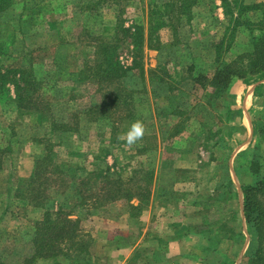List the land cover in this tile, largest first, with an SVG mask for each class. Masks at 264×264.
Masks as SVG:
<instances>
[{
  "label": "rangeland",
  "instance_id": "rangeland-1",
  "mask_svg": "<svg viewBox=\"0 0 264 264\" xmlns=\"http://www.w3.org/2000/svg\"><path fill=\"white\" fill-rule=\"evenodd\" d=\"M162 1L167 0H13L10 7L0 9L1 70L24 67L35 78L29 91L34 97L31 108L0 102V264H218L224 254L231 260L233 251L239 252L231 264L242 263L250 234L249 241L240 236L242 223L228 208L234 200L227 198L231 192L227 166L220 163L212 171L209 166L218 153L210 143L221 126L217 116L221 98L189 79L172 84L171 90L157 76L148 77L146 70L144 90L138 85L144 92L142 99L132 111L139 113L145 131L140 140L128 145L120 137L137 121L127 118L125 106L106 109L117 110L113 111L116 128L111 126L112 120L103 124L91 114L100 105L103 91L113 90L114 85L104 82L98 94L94 83L79 81L77 72L69 73L91 59L97 39H113L117 26L128 29L129 36L123 37L118 30L115 59L123 69L132 66L135 45L131 35L137 23L144 27V69L164 65L172 73L178 65L174 53L181 57L184 52H175L179 40L172 30L161 26L152 36L159 49L147 46L154 4ZM215 2L214 17H221V1ZM205 3L196 5L191 23L179 26V38L190 42V50L192 40L214 34L211 25L216 18L212 21L207 12L213 3ZM172 59L175 63L170 65ZM183 61L190 63L189 58ZM6 77V94L14 96L11 79H18L19 74L9 71ZM55 119L63 124L62 129L72 128L54 130ZM262 145L250 154L264 173V141ZM38 155L49 164L42 168L41 182L33 185L32 197L36 190L38 196L31 202L27 188ZM57 168L67 182L72 176L80 179L92 173L101 179L109 176L114 181L109 191L116 193L119 187L122 197L106 201L111 194L101 189L99 179L90 189L84 188L85 201L64 196L61 189L70 194L75 190L70 185L59 188ZM46 178L50 183L42 184ZM217 184L220 198L215 196ZM40 202L54 209L60 203L75 209L72 217L80 218L81 238L89 243L88 252L69 251L68 255L57 253L29 261L34 254L36 224L45 216ZM168 204L174 213L167 210ZM219 225L223 228L213 231ZM206 226L213 230L205 234L193 230Z\"/></svg>",
  "mask_w": 264,
  "mask_h": 264
},
{
  "label": "trees",
  "instance_id": "trees-1",
  "mask_svg": "<svg viewBox=\"0 0 264 264\" xmlns=\"http://www.w3.org/2000/svg\"><path fill=\"white\" fill-rule=\"evenodd\" d=\"M211 1L213 3L212 9L211 7L207 8V12H211V16L209 17L213 21V19L216 18L213 14L215 12V4L214 0ZM220 1L226 17L225 21L219 22L216 18L215 23L213 22V25H211V27L214 28L213 36L211 35L205 40L197 39L195 42L191 41L194 46L208 44L211 50L214 51L213 54L215 58L211 65V73H208L207 69H205L203 65L205 61L202 56L198 57L199 55H192L193 52L189 48L190 42H182L179 38L180 24L181 27H183L185 22L188 24L191 23V19L193 15H195L194 12H196V5L204 3L205 0H167L166 2L162 1L159 4H154L156 7L153 8L152 17L150 18L148 26L149 35L147 38V46L158 50L160 44L158 41H153L152 36L153 34L155 35V32L161 26L169 27L176 39L179 40V42L175 41L177 42L174 44L177 49L175 52L177 53L179 49H183L184 52L181 57H179V54L174 53V59L177 60L179 65L178 69L174 68L173 72L170 73L166 66L157 65L155 68L147 70L148 77L149 75L157 76L158 82L162 86L167 85L171 90L175 86L172 84L181 83L183 80L189 79L193 81L194 85H201L205 89L211 88L212 91L210 95L218 99L231 91L235 80L248 82L254 76H256L254 80H257V78H261L264 75V1L250 3H245L244 0ZM12 2L13 0H0V9H7ZM207 2L208 0H206V3ZM118 30L122 33L123 37L129 36L128 29L120 26L115 27L113 39H97L96 45L92 46V54L90 53L91 59L83 61L81 66H78V68L73 67L69 71L70 74L77 72V74L80 75L78 77L79 81L88 79L94 83L97 86L98 94L103 90L104 82L114 85L113 90L109 89L103 91V95H100V105H95L93 107L94 111L91 110L93 111L91 114H95L94 120L98 118L99 121L102 120V122H104L103 124H106L104 120H112L111 126H113V128H116L117 119L113 117L114 110L111 112L107 110L109 112H106L107 108H117L118 110L120 106L123 108L125 106L128 109V119L135 118V121H141L140 117H138L139 113L134 115L132 111L137 108L136 103H139L142 99L146 80V73L142 62L144 45L143 25L137 23L131 35L135 45V54L132 66L127 69H123L115 59V50L118 46L116 38ZM187 42L188 44H186ZM1 48L2 45L0 44V49ZM185 54L190 59V63L188 64H185L183 61ZM220 54L221 59L219 57ZM198 58L200 59L197 60ZM167 63L168 61L166 64ZM9 71H14L19 74L18 79H11V82H14V96H7L6 91H8V88L6 86L4 87L5 79H7L6 74ZM33 84H35V78L29 75L27 68L19 67L9 70L5 69L4 71L0 68L1 104H3V106H6V103H9V106L14 104L16 105L15 108L18 109L31 108L30 106L32 105L30 104L34 103V97L29 91ZM138 85H142L143 90ZM9 106H7V108H9ZM117 110L114 112L116 113ZM97 113L99 114L96 115ZM88 119L90 121L92 120L91 118ZM118 119L124 118L120 117ZM263 120V118H260L255 121V129L258 135L255 150L260 149L259 143L264 141ZM52 122L54 130L61 131L72 128L66 127V129H62L60 126L63 124L56 119ZM75 124H78V122ZM177 128L178 127H175V132H178L179 128ZM2 152L3 151L0 149V168L3 164ZM45 161L46 160L40 155L36 158V169L29 180L27 188L28 193L26 196L31 202L38 196V190H36V197H32L33 185L41 182V174H44V169L42 168L49 164V162L46 164ZM241 161V164L237 166V170L243 175V180L241 182L243 213L247 223V232L250 234V245L241 264H264V173L259 171L260 165L257 163L256 158H248ZM57 166L59 165L56 163L55 167ZM55 173L59 176L55 181L56 184H61L59 188L70 185L75 190L73 194H70L61 189L60 192L64 196H76L79 200L85 201L86 195L84 188L90 189L91 185L96 183L95 179H99V182L102 183L101 189H106L108 196L109 192L111 194L109 197H104L106 201L122 197L121 193H118L121 191L119 187L116 188V193L109 191L111 190L110 185L114 183L109 176L104 175L103 179H101V176L92 173L80 179L72 176L67 182L63 176L61 177V175H64L61 169L57 168ZM49 183L50 179L46 178L42 184ZM108 184L109 186L107 187ZM29 192L31 193L29 194ZM126 197L130 198V194ZM99 203L101 204V200ZM35 205H37V203ZM38 205L44 207L45 216L42 221L36 224V229L32 237L34 254L29 261L35 257H48L57 253L68 255L69 251L74 252L85 249V252H88L89 248L87 249V247L89 243L81 238L80 218L72 217V215H74V208L71 209L68 204L64 205L61 203L57 204L55 209L53 207H48V205H44V202L43 205L41 202ZM239 223H241L240 220ZM221 228H223V226H221ZM239 233L243 238L242 229H240ZM238 252L239 251H233L231 254L232 259L229 261L226 257L227 254H224L226 257L224 264L233 263Z\"/></svg>",
  "mask_w": 264,
  "mask_h": 264
},
{
  "label": "crops",
  "instance_id": "crops-1",
  "mask_svg": "<svg viewBox=\"0 0 264 264\" xmlns=\"http://www.w3.org/2000/svg\"><path fill=\"white\" fill-rule=\"evenodd\" d=\"M220 1V0H219ZM245 3L250 2H259L264 0H244ZM216 5V2L214 3ZM218 7L215 6V9ZM218 14V13H217ZM225 15L223 11V7L221 4V17L220 14L217 15V20L221 19V22L225 21ZM206 28V27H205ZM207 31V30H206ZM203 31V32H206ZM209 32V31H208ZM214 35V34H213ZM203 36V34H202ZM203 38V37H202ZM193 42V40H192ZM191 45V44H190ZM206 44H202V47L194 46L191 47L192 55H199L198 57H203L205 64V69H207L208 73H211V65L215 58L213 54L214 51L211 50L210 46ZM196 50V51H194ZM188 58L186 54L184 55V60ZM198 58L197 60H199ZM173 61L170 62V65H173ZM177 62V60H176ZM178 64V63H177ZM186 64V63H185ZM131 66V65H130ZM175 69L179 68L174 67ZM148 70L145 67V72ZM256 76H254L248 82H242L240 80H235L232 89L230 92L226 93L223 97H221V112L218 113V117L221 118V126L217 129L219 130V134L217 131L218 137L211 141V148L218 149V153H215V158H212L209 161V166H211V171L214 170L220 163L221 165L226 164L227 166V181L229 182V186L231 192L228 195V200H234V205H230L228 208L230 210L231 215L234 218H238L242 223V232L245 235L246 240L249 241V233L247 232V223L245 221L244 213H243V193L241 190V182L243 180V175L238 172L237 166L241 164V160L251 159L252 153L255 151L256 142L258 141V135L255 129V121L256 119L264 118V75L261 78H257L254 80ZM216 129V130H217ZM216 134V131H214ZM213 133V135H214ZM223 144V145H221ZM259 146L263 148L262 141L259 143ZM223 147V152H222ZM251 153V154H250ZM221 186V184H220ZM224 188L221 187V191ZM216 192H218L216 197H221L219 193L220 187L216 185ZM215 192V193H216ZM172 194V191H171ZM231 195V196H230ZM171 203V202H170ZM170 205V208H169ZM167 210L174 209L171 207V204L167 205ZM170 214V213H168ZM240 223V224H241ZM176 227V224L170 225L169 228ZM194 228H197L194 226ZM203 228V229H202ZM201 229H193L197 233H203L207 230H213V227H202ZM221 230V225L216 226L213 231L217 232ZM201 231V232H200ZM205 234V233H203ZM217 239L221 238L220 236ZM225 256L221 260L225 262ZM220 260V264H221Z\"/></svg>",
  "mask_w": 264,
  "mask_h": 264
},
{
  "label": "clouds",
  "instance_id": "clouds-1",
  "mask_svg": "<svg viewBox=\"0 0 264 264\" xmlns=\"http://www.w3.org/2000/svg\"><path fill=\"white\" fill-rule=\"evenodd\" d=\"M144 131L143 124L137 121L130 125L126 135L121 136L120 139L126 140L128 145H132L143 137Z\"/></svg>",
  "mask_w": 264,
  "mask_h": 264
}]
</instances>
